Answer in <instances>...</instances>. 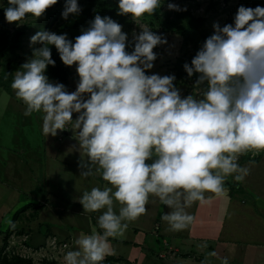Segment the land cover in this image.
<instances>
[{
    "label": "clouds",
    "instance_id": "obj_1",
    "mask_svg": "<svg viewBox=\"0 0 264 264\" xmlns=\"http://www.w3.org/2000/svg\"><path fill=\"white\" fill-rule=\"evenodd\" d=\"M56 3L7 0L4 18L20 26ZM164 3L118 0L117 15L129 16L139 27L131 40L119 23L99 14L72 40L36 31L29 43L39 47L12 78L23 114H42L43 134L75 133L79 177L99 175L106 182L78 196L83 211L100 213L101 231L79 234L76 248L64 253V264H103L110 238L122 236L129 222L146 213L150 197L168 209L161 220L170 231L185 230L193 221L186 211L192 203L223 197L227 177L241 182L249 173L238 163L240 156L264 152V7L240 5L232 23H213L190 64H183L187 77L195 79L192 91L182 96L174 75L150 73L157 59L153 49L167 41L140 23ZM166 7L186 10L171 2ZM81 11L78 0H65L61 18L67 21ZM50 46L63 65H75L74 91L45 74L55 66ZM207 257L229 264L216 251L201 264H210Z\"/></svg>",
    "mask_w": 264,
    "mask_h": 264
},
{
    "label": "rangeland",
    "instance_id": "obj_2",
    "mask_svg": "<svg viewBox=\"0 0 264 264\" xmlns=\"http://www.w3.org/2000/svg\"><path fill=\"white\" fill-rule=\"evenodd\" d=\"M80 1L83 0H78V2ZM64 3L65 0H63L62 4L64 5ZM174 3L180 5L181 8H186V10H189L195 17L205 18L206 27L210 30H213L212 25L214 22H218L221 26L226 23H232L236 10L240 5L252 8L257 5L264 7V0H253L248 5L239 3L236 0H231L229 3H224L223 0H176ZM3 7H7V0H0V28L4 26L9 31H13L15 28L30 24V29L23 38V49L21 54L25 57L21 62L24 63L29 57H31L32 48L39 47V45L30 46L29 38L35 34L36 31H39L40 28L36 25V20L25 21V23L20 26H16L15 23L10 24L6 22ZM162 10L163 12H175L167 9L166 6L163 7ZM125 20L129 25L126 22L123 23V25H121L122 31L128 34L127 39L131 40L133 31L138 32L139 27L130 17H127ZM140 23L143 22L140 21ZM151 29L157 32V34L162 33L166 38L167 43L153 49V51L157 53V59L154 61L150 73L154 72L160 75H174L173 65L176 59L186 54L187 51L182 48V39L170 32H163L158 24H155ZM126 50L131 51L132 49L131 47H126ZM72 71L73 73L69 82L65 84L66 90L68 91L75 90L76 82L78 80V76L75 72V65H73ZM192 83V79L187 78V82H184L181 85H176L180 89L182 96L187 95L192 91V89L189 88V86H192ZM12 93L13 97L6 92L4 93L3 90H0V115L2 110L5 111L4 115L0 117V122L2 123H0V250L2 251L4 247L6 245L8 246L10 243V246H17L15 252L10 253L13 255V253L21 252V249L18 246L22 239H26L27 244L30 245L32 249H37L39 246H44L45 242L49 244L51 243L50 241H52L54 242L52 243L53 245L44 248L41 253L47 257V259H50L48 262L64 264L63 255L66 251L74 250L76 248L74 241L79 234H91L93 231H101L97 225V216L99 215V212L96 215L95 226H91L92 221L90 217H83L77 214L74 215L66 211L62 213L60 210L58 211L57 208H50L49 204L53 203L51 201H38V203H34L23 200V203H21V201L18 202L17 195H19V192L16 190L26 191L23 188V185H28L27 183L29 182L27 178L22 179L21 175H27L26 170H28V167L31 168L34 166L36 168L35 165L32 166L31 164H38L33 158V153L39 150V146L42 145L43 149H54L58 147V145L61 144V141L58 139L64 137L66 130L58 131L57 135L54 137H47L41 130L42 114L40 113H32L29 115L34 117L33 126L35 127V131L32 129L33 126L27 127V125H22L24 119L22 118L23 116L20 115H24L25 105L23 103V109L19 108L18 103L21 100L15 96L13 89ZM73 119H75V117H73ZM19 123L20 125H17ZM10 149L16 151V153L11 154L12 152L9 151ZM22 149L25 153H22ZM9 154L12 155V157H9ZM25 154H27L25 160L29 163L28 167L22 166L24 165L22 164V161L24 160L23 156ZM244 155L240 156L238 162L246 163L244 166L246 165L249 167V173L245 177L246 180L236 182L231 176L227 177L225 181L229 182L230 190L226 188L225 195L223 197H215L213 198V201L217 200V203L222 202L224 198H228L229 192H235L236 187L240 186L241 191L239 193H234L235 200L241 204L244 203L245 207H250L252 210L257 211L260 216L259 219L254 220V217H251L252 219L250 218L248 219V222H246L240 217L236 218L235 216L228 215L226 209H224L222 205H218L216 213H214L210 219L207 218V224H209L211 228H208L207 230L205 226H201L202 221L204 220L200 218V213L194 218L192 227L186 228V231L190 230L198 237L208 236L207 238H210L213 241H219L222 239H231L235 241L237 239L244 244H253L256 241H264V154L259 161V164L257 163V166L250 161H243L242 157ZM46 159H49L48 155H46ZM6 160L11 161L9 164L7 162V166H10L9 168L3 167V163L6 164ZM7 169L8 171H4ZM36 171L39 173L41 169L38 168ZM76 175L77 174L75 173V176ZM9 177L14 178L6 181ZM66 177H68V175ZM67 182L68 180L65 179L64 183H60V186L63 187L64 193L70 192L72 188ZM9 185H12L13 188H10ZM29 185L35 186L37 183L29 182ZM80 185L81 184H79V186ZM92 187L94 186L90 185L89 188L86 187L85 191L90 190ZM30 189L32 188H28V191H30ZM12 190L16 191L17 194ZM42 200H44V198H42ZM153 201H155L154 204H152ZM153 201H150L149 204L146 205L147 211L144 215L140 216L135 221L129 222L128 228L122 236L117 237L118 239L110 238L111 252L105 257L103 264H125L123 261L108 263L107 259L112 258V256H120L124 259H133L140 256L141 251L139 249L134 248L133 244L123 243L124 241L138 244L143 243V252L148 258L154 261L155 264H161V260H163L162 262L165 264L166 258L163 257H167L169 253L166 252L161 236L163 235V231L168 229V226L165 221L161 220L160 213L162 203L156 198H153ZM26 204H33L39 209L34 210L31 208L23 214H20L14 223H11L14 213ZM199 211L202 212V209L200 208ZM31 214L34 216L32 217ZM224 223H226L228 227L234 226L241 229V231L239 230L240 234L235 235L234 238H228L227 231L225 230L226 228L223 227L221 229L220 227V225H224ZM135 230L136 232H134ZM174 234H177V232H174ZM116 239L120 241L116 242ZM143 239L146 240V243L143 242ZM5 252L7 253V251ZM239 254L241 253L230 254L228 252H220L218 256H227L229 258V264H263L264 260L259 259V254H261L259 249L255 250L251 247V251L247 253L248 257L245 260H238V258H240ZM181 256L187 258L188 255L185 254ZM260 257H264V254ZM180 262L181 263L179 264H193L192 260H188L185 263L183 261Z\"/></svg>",
    "mask_w": 264,
    "mask_h": 264
},
{
    "label": "crops",
    "instance_id": "obj_3",
    "mask_svg": "<svg viewBox=\"0 0 264 264\" xmlns=\"http://www.w3.org/2000/svg\"><path fill=\"white\" fill-rule=\"evenodd\" d=\"M0 90L2 89L0 88ZM69 92H71V90ZM12 95L13 93L10 96ZM18 106L19 108L23 109V102L19 101ZM4 112L5 111L2 110L0 117L4 115ZM20 116H23L22 118L24 119V123H22V125H27V127H30V126L32 127L34 125L33 116H25V115H20ZM75 116L76 114H73V117ZM17 125H20V123ZM32 129L33 131H35L34 126L32 127ZM74 138H75V133H73L72 130L69 129V130H66L63 138L58 139L59 141H61V144L58 145V147L54 149H50V148L43 149L42 147L43 145L41 141L42 146H39V150L33 153V158L35 159V161L38 162V164L36 165L34 163L31 165L32 166L35 165L36 168L34 166L31 168L28 167L29 163H27L25 160V157L27 156V154L23 156L24 160L22 161L23 162L22 164L24 165L22 166L24 167L27 166L28 170H26L27 175L26 176L21 175V177L22 179L27 178L29 182L37 183V185L35 186L29 185V182H28L27 183L28 185H23L24 186L23 188L26 191L16 190L17 192H19V195H17V200L18 202L21 201V203H23V200L27 202L28 201L34 202V203L36 202L38 203V201H42V202L51 201L53 203L49 204L50 208H57V210L58 211L60 210V212L62 213L66 211L70 214H74V215L77 214L83 217H90L92 221L91 226H95V219H96V215L98 212L89 213V212L83 211L82 205L78 201V196L82 192L85 191L86 187L89 188L90 185H93L95 187H102L106 182L103 181L99 175L88 177V178L79 177L78 161L80 159V154L74 148V145H76L77 143ZM9 151L12 152L11 154L16 153V151H13L11 149ZM22 153H25L24 150ZM46 155H48L49 159H46ZM9 157H12V155L9 154ZM7 162L9 164L11 161L6 160V164L3 163L4 168L10 167V166H7ZM238 163L242 166L246 164V163H241L240 161ZM258 164H256V166ZM38 168L41 169V171L39 172L40 174L38 173V171H36V169ZM4 171H8V169ZM75 173L77 174L76 176H75ZM67 175L68 177H66ZM13 178L14 177H9L7 178L6 181H8L9 179H13ZM65 179L68 180L67 183L70 184L72 188L70 192L64 193L63 187L60 186V183H64ZM244 180L246 179L244 178ZM79 184L81 185L79 186ZM9 186L10 188L12 187V185H9ZM28 188H32V189L28 191ZM225 188L230 190V184L227 181H225ZM16 191H13V192L17 194ZM236 191L229 192L228 198H224L223 201L219 203H217V200L213 201V199L209 200L208 202L204 204L194 202L192 203L190 207L186 209V211L193 216V220L195 217H197V214L199 215L201 213L200 218L204 220L202 221L201 226L202 227L205 226L207 230L208 228H211V226L207 224V218L210 219L212 215L216 213V211L218 210V205H222V207L226 209V213L228 215L235 216L236 218L240 217L246 222H248V219H250L251 217H254L253 218L254 220H258L260 216L258 215L257 211L252 210V208L250 207H245L244 203L241 204L235 200L234 193H239L241 191V187L240 186L236 187ZM20 196L22 197V199ZM42 198H44V200H42ZM150 201L152 202L153 198L150 197ZM154 202L155 201H153L152 204H154ZM161 207L162 209H161L160 215L168 211V209L163 204ZM200 208L202 209V212L199 211ZM193 223L194 222L192 221L189 227H192ZM220 227L221 229L223 227L226 228L225 230L227 231L228 238H234V236L239 235L241 231V229H238L237 227H234V226L228 227L226 223H224V225H220ZM134 232H136V230ZM161 237H162V241L164 242V247L166 249V252L169 253L167 257H163V258H166L165 264H179L181 263L180 261H183L185 263L188 260L189 261L192 260L193 264H201V261L206 258V254L209 251H216L218 255L220 252L221 253L228 252L230 254L241 253L239 254L240 258H238V260L239 259L245 260L248 257L247 253L251 251V247L255 250L259 249L261 252V254H259V259L264 260V257H260L264 254V241L263 242L256 241L253 244H249V243L244 244L237 239L235 241L231 239H222L219 241L218 240L213 241L210 238H207L208 236H200V237L195 236L190 230L189 231L183 230V231L177 232V234H174V232L170 231L169 229L164 230L163 235ZM117 239L115 240L116 242L120 241ZM143 242L146 243V240L143 239ZM123 243L133 244L134 248L139 249L141 251L140 256L138 258H133V259H129V258L124 259L120 256L119 257L112 256V258L122 259L132 264H155V262L152 261L150 258H148L146 254L143 252L144 250L143 243L138 244V243H133V242H128V241H124ZM205 243L207 244V247L206 248L201 247V245ZM185 254L188 255L187 258L181 256ZM207 260L210 261V264H220L219 259L215 257H207ZM162 261L163 260H161V264H163ZM263 264H264V261H263Z\"/></svg>",
    "mask_w": 264,
    "mask_h": 264
},
{
    "label": "trees",
    "instance_id": "obj_4",
    "mask_svg": "<svg viewBox=\"0 0 264 264\" xmlns=\"http://www.w3.org/2000/svg\"><path fill=\"white\" fill-rule=\"evenodd\" d=\"M176 0H165V3L152 14L151 17H144L141 20L143 23L153 28L155 24L161 27L163 32H170L177 35L182 39V48L186 49V54L176 59L173 65V71L175 79V85H181L187 82V74L183 70V64L189 63L191 58L195 55L203 41L209 36L213 30L206 27V19L202 17H195L189 10L175 11V12H163L162 8L167 3H174ZM190 1V0H184ZM231 0H223L224 3H229ZM244 5L250 4L253 0H236ZM63 0H57V3L50 8L46 9L43 16L36 20V25L40 30H50L57 34H67V37L72 40L78 36L81 30L86 29L89 22L94 18V15L99 14L101 17L109 16L114 21L123 25L126 22V18L129 16L117 15V3L118 0H83L78 2L82 11L78 17H69V19L63 20L61 18V11L63 9ZM128 25L129 23L126 22ZM29 25H23L22 27L15 28L13 31H9L4 26L0 28V88L8 95L12 94L11 82L12 78L24 59V55L21 54L23 49V38L26 36ZM52 58L55 60V66H49L46 70V75L49 81L67 84L72 76V68L65 66L59 59L58 53L54 46H50ZM195 75L192 78L194 81ZM192 89V86L190 87ZM264 152L252 155L248 153L242 157L243 161H250L252 163H259L263 157ZM252 156V157H251ZM38 210L39 208L33 204H26L17 210L12 216L11 223H14L20 214H23L29 209ZM33 217L34 215L31 214ZM22 233V232H20ZM108 263L123 261L125 264H132L128 261H124L118 258H108ZM112 260V261H110ZM0 264H33L30 259H23L20 257L7 258L2 255L0 250ZM40 264H54L53 262L44 261Z\"/></svg>",
    "mask_w": 264,
    "mask_h": 264
},
{
    "label": "built area",
    "instance_id": "obj_5",
    "mask_svg": "<svg viewBox=\"0 0 264 264\" xmlns=\"http://www.w3.org/2000/svg\"><path fill=\"white\" fill-rule=\"evenodd\" d=\"M26 236V235H24ZM27 238V237H26ZM51 243L47 244V242H45L44 246H39V248L37 249H32L30 245L27 244L26 242V239H22L21 240V243L19 244V248L21 249V252H17V253H12V252H15L17 246H10L11 244L9 243L8 246L6 245L4 247V249L2 250V255H5L7 258H12V257H20V258H23V259H30L32 261L33 264H40L44 261H48L50 259H47V257H45L41 252H43V249L50 246V245H53L52 241H50ZM7 251V253L5 252ZM34 253V254H33ZM36 254V255H35ZM40 257H38V256Z\"/></svg>",
    "mask_w": 264,
    "mask_h": 264
}]
</instances>
